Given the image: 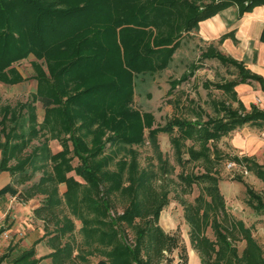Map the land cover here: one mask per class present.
Segmentation results:
<instances>
[{
    "label": "trees",
    "instance_id": "1",
    "mask_svg": "<svg viewBox=\"0 0 264 264\" xmlns=\"http://www.w3.org/2000/svg\"><path fill=\"white\" fill-rule=\"evenodd\" d=\"M234 3L242 5L245 11L255 4H264V0H0V82H20L13 64L28 56L34 59L30 65L35 81L31 101L0 106V172L16 175L17 185L23 186L31 179V172L21 169L26 164L21 159L23 147L13 146L10 139L21 116L23 127L30 128L32 137L39 131L42 136L46 132L61 147L59 152L47 156L52 170L50 179L23 186L19 191L7 185L3 193L9 192L21 202L44 196L31 215L42 223L40 241L50 250L44 258H49L51 264H69L73 251L71 243L63 242L62 238L74 226L59 222L60 200L53 193L58 184L64 183L63 204L74 201L72 190L81 184L66 177L70 172L89 185L91 202L100 208L104 223L102 247L108 253L96 264H162V252L177 248L176 239L157 225L159 213L167 204L166 197L157 196L150 178L139 174L135 161L132 147L140 146L145 139L142 113L132 107L133 76L165 69L183 34L196 30L199 21ZM201 58H215L223 65H232L239 74V79L224 83L206 82L205 88L212 85L233 94L234 84L250 78L259 81L264 89L261 77L250 74L241 63L217 51H204ZM178 80H173L170 88ZM37 98L42 102L40 121L33 105ZM213 104L216 116H208L204 121L171 117L163 126L149 130L146 139L159 157L156 134H167L177 164L204 165L201 174L177 175L186 188L204 184L194 204L182 207L189 240L201 264H264V252L250 228L242 221H229L214 168L222 160L215 144L244 125H264V111L252 107L241 114L224 101ZM66 132L71 136L69 140L62 136ZM106 132H111L107 136L108 152L98 145ZM187 141L192 144L188 146ZM88 142L90 147L86 145ZM66 144L70 151H66ZM119 152L123 156L114 162L115 169L110 170L109 165ZM185 154L187 158L183 159ZM73 159L77 161L75 166L71 165ZM231 160L264 183V165L248 157L234 156ZM233 179L243 182L241 176ZM130 187L133 198L112 219L117 224L115 231L106 221L109 195ZM246 193L250 208L264 213L262 198L248 186ZM219 218L229 227L223 226ZM79 221L82 233L87 223ZM120 225L133 229L129 243L121 239ZM208 227L213 229L212 240L205 235ZM107 232H111L110 238ZM237 242L243 243L240 251ZM33 254L32 245L14 257L11 264H38L40 260H35ZM7 258L8 254L1 255L0 264ZM178 259V264H186L185 254Z\"/></svg>",
    "mask_w": 264,
    "mask_h": 264
},
{
    "label": "rangeland",
    "instance_id": "2",
    "mask_svg": "<svg viewBox=\"0 0 264 264\" xmlns=\"http://www.w3.org/2000/svg\"><path fill=\"white\" fill-rule=\"evenodd\" d=\"M186 40V38L180 37L182 43H185ZM203 59L204 58L201 59L197 57V55L191 58H181L180 52H176L168 62L166 70L154 72L152 74L142 73L133 76L134 91L132 95V107L142 113L141 117L144 125L143 136L145 140L140 146H133L132 149L136 153L135 161L138 165L139 174L142 172L146 177L150 178L151 186L159 198L163 196L166 197L167 204L159 213L157 225L165 234L173 236V238L176 239L177 248L173 249L171 252L166 251L167 255H165L166 257L164 258L167 260V263L173 264H178L179 255L185 254V249H183L181 243V237L187 239L189 236V227L185 221H183L182 217V207L185 204H194V200L202 193L201 189L204 186V184L198 183L192 185L190 189L186 188L179 181L177 175L180 172L183 174H201L204 171V165L201 162H190L182 165L177 164L172 148L168 142V135L164 133L156 134V143L158 145V151L160 152L159 157H157L156 152L147 142L146 133L149 130L163 126L164 122L171 117L189 119L192 121L196 119L204 121L208 116H216V112L213 109L214 105H211L208 99L212 98L213 95L214 101L223 100V93H220V91L215 90L213 87H209L212 91L210 95H206L207 89L202 86V83L205 79L209 77L212 78V72L209 74V72H206L204 69L209 67V65L206 66L203 64L211 63L210 61L215 63L217 60L215 58L211 60L208 58H205V60ZM32 60H34L33 57L28 56L13 64L22 79L20 82L15 84L0 82V106H13L16 103H24L25 101L32 100V93L35 87L33 71L30 65ZM194 62L197 63L196 67H198V71L196 72ZM210 66L212 69H215V66ZM223 66L231 69L232 73L236 71L232 65ZM193 73L196 74L195 77ZM226 73L230 74L229 72ZM183 75L187 76L178 80ZM218 78L219 76H215L212 79L217 81L219 80ZM173 80L178 81L168 94L167 91ZM171 100H174V104H176L177 114H171L170 112L171 108L168 104L171 103ZM192 103L193 105L201 107V109H198L201 110V113L193 114L190 111ZM179 104H181V106H179ZM33 105L35 107L37 121H40L42 102L37 98L34 100ZM193 109L196 110L197 108ZM19 118L16 120L17 128L15 133L11 135L10 139L13 146L23 147L21 159L26 160L25 163L27 165L25 164L26 166L24 165L21 169H25L28 174L31 172V179L23 185L26 187L37 181H44L51 178L52 170L50 162L48 161L49 157L47 156L59 152L61 147L56 140H53L52 135L49 136L46 132H44V137L40 135V131L36 134V137H32L29 131L30 128L26 126L23 127V123H21L23 117L21 116V118ZM7 125L11 126V122H8ZM71 127H73V125ZM259 130V137L264 142V125H262ZM110 134L111 132H106L99 138L98 145H103L104 151L109 145L107 136ZM73 135L76 137L77 134L72 133V136ZM14 136H16V140H14ZM62 136L65 140H69L70 134L66 132L63 133ZM230 136L229 134L216 143L222 155V160L214 167L219 178V193L225 201L229 221H242L247 228H250L254 239L262 247L264 252V213H257L250 208V198L246 193V186H248V189L254 194L259 195L264 202V183L251 173L245 172L244 168L238 166L231 160L234 156H238L239 153L232 147V137ZM186 144L189 146L192 142L187 141ZM66 145H68L66 151H70L69 144ZM86 145L90 147L91 144L88 142ZM195 148L198 149L197 144H195ZM106 152H108V150H106ZM120 156H123V152H119L115 155L113 163L109 165L110 170L115 169L114 162L119 159ZM65 157H67V155ZM182 158L186 159L187 155H182ZM13 163L14 161H11L9 164L12 165ZM76 164V159H73L71 165L75 166ZM235 176H241L243 182L235 181L233 179ZM66 177H71L70 179L73 182L81 184L72 190L74 201L69 203V205L63 204L62 200V193L66 190L64 183L58 184L56 186L57 191L53 192L57 200H60V205L58 206L59 222L63 224V226L67 222H70L74 226L72 232L64 234L62 238L63 242L71 243L73 248L69 264H96L104 260L108 253V250L102 247L104 223H102L103 219L100 215L99 205H94L91 202L93 198L89 185L84 184L73 172L68 173ZM16 178L17 176L15 175V177H13L14 188H12L15 191H19L23 186L15 183ZM6 181L7 175L5 173H0V185ZM125 184L126 183H124V185ZM132 188L133 187H130L125 191L117 190L109 195L110 212L108 211L109 216L106 221L110 226L113 225L115 231L117 224H115L112 219L120 214L127 206L129 200L133 198L134 192ZM4 194H7V192H4ZM43 198L44 196L41 195L36 196L38 201H42ZM9 201L11 202L12 200ZM34 205V199L24 204L12 203L10 204V209H7L4 213H0V215L3 216L2 229L7 235V238L0 244V253L6 252L7 247H10L13 242L19 241L22 236L19 232L11 234L8 231L9 224L8 219H6L8 212L11 210V217L17 222L18 229H20L21 226H24L28 221L29 210L34 207ZM79 219L87 223L86 229L82 233L80 232ZM219 219L223 226L229 227L221 218ZM31 220H33L31 223L39 227L42 232V223L40 221L37 223L34 219ZM137 222V219L134 220L135 224H137ZM49 225V228H51V224ZM57 228L58 226L54 228L53 231ZM40 230H36L33 242V255L35 260H40L38 264H49L43 261V259H45L44 257L48 256L50 252L42 241H40L42 236ZM118 233L121 234V239L124 238L122 240L125 242H128V239L132 240L134 236L133 229L125 225H120ZM205 235L211 240L214 239L213 229L208 227ZM106 236L110 238L111 232H107ZM236 245L239 251L243 248L242 242H237ZM25 249L28 248L18 243L15 244L8 251V258L4 260L2 264H11V260Z\"/></svg>",
    "mask_w": 264,
    "mask_h": 264
},
{
    "label": "crops",
    "instance_id": "3",
    "mask_svg": "<svg viewBox=\"0 0 264 264\" xmlns=\"http://www.w3.org/2000/svg\"><path fill=\"white\" fill-rule=\"evenodd\" d=\"M182 38H186L187 40L185 43H182L179 39L178 46L173 52L172 56H174L176 52H180L181 58H191L195 57V55L201 58V53L204 51H217L222 55L238 63H241L245 67L246 71H248L250 74L261 77L264 80V4H255L249 10L245 11L242 10V5L238 3L228 5L212 16L199 21L197 29L183 34ZM208 59L211 60L212 58ZM210 62L211 63L203 64L206 66L209 65V67L203 68L206 70V72H209V74L212 72V78L219 76V80L214 81L210 77L205 79V81L202 83L204 88V84L209 81L224 83L226 81L239 79V74L237 73V69L235 67L233 68H235L236 71L232 73L231 69L223 66L218 60L215 63L212 61ZM194 64L196 72L198 71V67H196L197 63L194 62ZM210 65L215 66V69H212ZM166 69L167 67L163 70ZM219 72L225 73L220 74ZM226 72H229L230 74H227ZM193 76L195 77L196 74ZM209 87L213 86L210 85ZM205 89H207L206 95H210L212 90L209 88ZM171 90L172 88H169L167 93L169 94ZM215 90L220 91V93H223L224 95H222L223 100L220 99L218 101H224L232 108L238 109V112L241 114L251 110L252 107H256L257 109L264 111V89L262 88L260 82L255 79L249 78L245 81H240L234 84L232 88L233 94L219 89ZM208 102H210L211 105H214L213 95L212 98L208 99ZM168 105L171 108V114H177V107L176 104H174V100H171V103ZM179 106H181V104H179ZM193 108L197 109L194 110ZM199 108L201 109V107L198 105H193L192 103L190 111L193 114L201 113V110H198ZM261 127L262 126L256 127L244 125L231 132L230 137H232V147L239 153L238 157H248L256 163L264 165V142L258 134L260 131L259 128ZM0 173H5L7 175V181L0 185V213H4L7 211V209H10V204H24L27 201L21 202L15 200V196L11 193H3V189L7 185H11L13 187V177L7 172ZM32 199L35 200V205L29 210L28 221L24 226H21L20 229H18L17 222L11 217V210L8 212L6 216L9 224L8 231L11 234L19 232L22 234V236L19 241H15L10 247H7L6 252H1L0 256L7 254L8 251L17 243L27 248L33 245L36 230H40V228L34 226L33 223H31L33 221L31 220L33 219L31 211L40 203V201L36 199V196L29 200ZM9 200L12 201L10 202ZM35 222L38 223L39 221ZM181 239L183 249H185L186 264H201L198 253L191 246L189 236L187 239L183 237H181ZM42 243L44 244L43 241ZM162 255L164 259L166 257L165 255H167L166 251H163ZM43 261L51 264L49 258L43 259ZM166 261L167 260L164 259L162 264L167 263Z\"/></svg>",
    "mask_w": 264,
    "mask_h": 264
},
{
    "label": "built area",
    "instance_id": "4",
    "mask_svg": "<svg viewBox=\"0 0 264 264\" xmlns=\"http://www.w3.org/2000/svg\"><path fill=\"white\" fill-rule=\"evenodd\" d=\"M230 166H232V165H230ZM2 221H3V216L0 215V244L3 240H5L7 238V235L3 232V229H2ZM166 264H173V263H166ZM174 264H176V263H174Z\"/></svg>",
    "mask_w": 264,
    "mask_h": 264
}]
</instances>
